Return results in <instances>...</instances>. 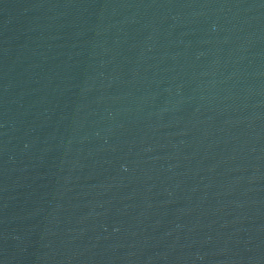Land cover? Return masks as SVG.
<instances>
[{"label":"water","instance_id":"1","mask_svg":"<svg viewBox=\"0 0 264 264\" xmlns=\"http://www.w3.org/2000/svg\"><path fill=\"white\" fill-rule=\"evenodd\" d=\"M0 195L47 264H264V0H0Z\"/></svg>","mask_w":264,"mask_h":264}]
</instances>
